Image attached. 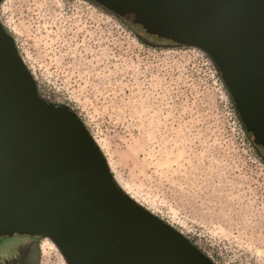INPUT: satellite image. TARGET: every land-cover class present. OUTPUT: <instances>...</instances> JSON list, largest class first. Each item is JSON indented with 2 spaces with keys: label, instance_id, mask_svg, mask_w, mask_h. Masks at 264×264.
<instances>
[{
  "label": "rangeland",
  "instance_id": "1",
  "mask_svg": "<svg viewBox=\"0 0 264 264\" xmlns=\"http://www.w3.org/2000/svg\"><path fill=\"white\" fill-rule=\"evenodd\" d=\"M0 24L39 97L77 116L124 193L213 264H264V154L208 55L90 0H2ZM12 245L67 264L24 236L0 237V264Z\"/></svg>",
  "mask_w": 264,
  "mask_h": 264
},
{
  "label": "water",
  "instance_id": "2",
  "mask_svg": "<svg viewBox=\"0 0 264 264\" xmlns=\"http://www.w3.org/2000/svg\"><path fill=\"white\" fill-rule=\"evenodd\" d=\"M90 1L208 55L264 154V0ZM14 236L48 239L67 264H213L118 187L77 116L39 97L0 24V237Z\"/></svg>",
  "mask_w": 264,
  "mask_h": 264
},
{
  "label": "flooded vegetation",
  "instance_id": "3",
  "mask_svg": "<svg viewBox=\"0 0 264 264\" xmlns=\"http://www.w3.org/2000/svg\"><path fill=\"white\" fill-rule=\"evenodd\" d=\"M151 36V35H150ZM156 38L155 36H152ZM158 39V38H156ZM6 250H11L16 255L8 261H3L2 264H35V255L32 249L21 247L7 246ZM3 251V250H1Z\"/></svg>",
  "mask_w": 264,
  "mask_h": 264
},
{
  "label": "trees",
  "instance_id": "4",
  "mask_svg": "<svg viewBox=\"0 0 264 264\" xmlns=\"http://www.w3.org/2000/svg\"><path fill=\"white\" fill-rule=\"evenodd\" d=\"M92 2V1H91ZM233 104V103H232ZM233 107H234V105H233ZM240 120V119H239ZM243 126V125H242ZM243 129H244V131L247 133V135L250 137V134L246 131V129H245V127L243 126ZM253 143V142H252ZM257 148V147H256ZM261 158L263 159L264 157H263V155H261Z\"/></svg>",
  "mask_w": 264,
  "mask_h": 264
}]
</instances>
